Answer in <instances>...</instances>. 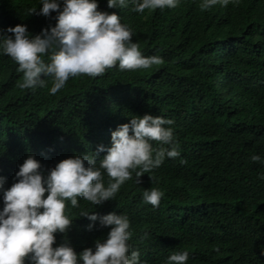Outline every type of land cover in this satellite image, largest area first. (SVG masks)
Wrapping results in <instances>:
<instances>
[{"label": "clouds", "instance_id": "1", "mask_svg": "<svg viewBox=\"0 0 264 264\" xmlns=\"http://www.w3.org/2000/svg\"><path fill=\"white\" fill-rule=\"evenodd\" d=\"M16 1L24 3L26 14L10 12V0H0V55L18 65L22 89L47 87L42 76L50 77L49 93L54 95L70 77H97L111 68L139 70V81H154L168 71L166 62L171 68L195 57L211 67L207 75L213 74L215 89L224 85L216 95L217 104L198 97L205 101L193 110L198 123L216 118L234 135L250 112L256 114V106L264 104L259 88L235 104L234 94L246 88L240 87L237 76L225 74V61L239 51L234 32L249 34V43L257 48L248 52H257L264 44V37L253 39L262 31L228 26L227 11L242 0ZM177 24L195 29L196 37L178 32L173 41L161 38L158 46L141 49L133 41L136 30L150 27L152 36ZM191 83L198 92L206 90ZM103 114L102 107L91 118ZM177 130L172 117L156 112L119 122L113 118L109 126H96L88 135L68 136L66 128L50 134L45 146L18 166L10 187H4L6 178L0 176V264H25L26 257L30 264H264L262 216L253 219L246 209L241 229L231 226L234 215L211 232L202 223V217L209 218L212 206L232 194L239 182L258 185L264 151L261 156L245 150L232 156L249 171L214 172L227 195L210 205L207 177L184 173L186 154L178 149ZM131 182L141 185L143 204L166 211L167 228L176 223L182 232L201 239L196 254L180 238L135 230L138 221L125 201ZM118 193L122 197H116ZM69 206L78 213L75 225L71 214H65ZM208 253L210 262L203 258Z\"/></svg>", "mask_w": 264, "mask_h": 264}, {"label": "trees", "instance_id": "2", "mask_svg": "<svg viewBox=\"0 0 264 264\" xmlns=\"http://www.w3.org/2000/svg\"><path fill=\"white\" fill-rule=\"evenodd\" d=\"M237 4V8L232 7L227 11L228 26L232 30L262 31L253 37L254 40L264 37V0H242ZM8 5L12 13L26 14L22 1L10 0ZM178 32L186 38L196 37L195 29L177 24L168 28L166 33L152 36L148 35L151 33L150 27H145L141 32L136 30L133 41L138 43L139 49L148 48L147 44L158 46L161 38L175 40ZM234 33L238 36L239 45H235V48L239 51L225 61L228 69L225 74L237 76L240 87L246 88L239 95L234 94L236 104L243 101L247 93L248 96L253 94L257 88L264 96V44L258 45L261 48L257 52H248V48H257L249 43V34L238 31ZM17 67L10 57L0 55V176L6 178L5 188L16 181L18 166L28 155L33 156L34 151L42 149L50 134L66 128L68 136L76 137L82 133L88 135L96 126H109L113 118L119 122L130 119L133 115L142 116L146 113L155 115L156 112H162L177 123L178 130L174 138L178 149L186 154L184 173L187 176L191 174L207 177V199L210 205L227 195L217 185L213 173L226 169L249 171L247 165L234 162L232 156L242 150L261 156L260 153L264 151V104L256 106V114L250 112L245 122L236 127L234 135L222 129L216 118L198 123L192 117L193 110L205 102L198 97L217 104L219 97L216 95H221L224 87L222 85L219 90L215 89L212 84L213 74L207 75L211 67L202 64L195 57L180 61L171 68L166 62L165 68L168 71L163 73L162 79L154 81H139V70L121 72L113 68L106 69L105 73L97 77H70L65 86L54 95L49 93L52 84L50 77L42 76L47 81V87L20 88L22 73L16 71ZM191 81L198 82L206 90L198 92ZM102 107L103 117L91 118ZM230 141V145L226 147ZM261 174L263 179L257 181L258 185L253 186V181L243 180L235 186L232 194L212 206L209 218L202 217L207 231L217 229L231 215L236 216L231 226L241 229L246 209L252 211L253 219L262 216L259 225L264 228V215L260 214V210L264 209V169ZM247 176L246 174L244 178ZM140 194L141 185L131 182V195L125 201L126 207L132 209L134 219L138 221L135 223V230L145 232L148 236L156 230L161 235L180 238L187 242L189 251L196 254L198 245L202 243L201 239L182 232L176 223L167 228L166 211L153 210L143 204L139 200ZM116 197L122 195L118 193ZM198 200L201 202L202 197ZM2 207L3 201L0 200V208ZM71 210L70 206L65 208V214H71L75 225L78 213ZM73 231L78 229L74 228ZM68 242L72 245L70 238ZM211 255L212 253H208L203 258L210 262ZM25 264H30L27 257Z\"/></svg>", "mask_w": 264, "mask_h": 264}]
</instances>
